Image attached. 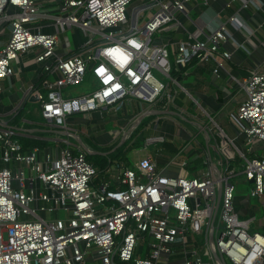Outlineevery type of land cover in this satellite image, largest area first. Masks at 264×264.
I'll return each mask as SVG.
<instances>
[{"label":"built area","instance_id":"2783aa9c","mask_svg":"<svg viewBox=\"0 0 264 264\" xmlns=\"http://www.w3.org/2000/svg\"><path fill=\"white\" fill-rule=\"evenodd\" d=\"M132 1L0 0V29L9 27V36L0 40V92L3 82L16 74L15 64L33 57L42 65L43 90L31 86L24 97L34 93L40 116L54 133L49 140L62 143L55 157L39 146L26 147L23 130L0 125V162L22 165L0 166V264H264V231H259L264 230V150L252 148L256 141L264 145V70L260 66L241 80L233 78L246 96L230 114L245 137L246 152L180 78L191 66L204 65L219 76L232 56L225 49L232 34L229 26L245 36L248 46L253 32L236 13L210 33L196 27L186 39L156 44L157 32L181 26L177 15H186L193 0L141 2L135 6L141 9L134 27L129 24ZM53 2L59 4L55 31L45 32L38 25L39 12ZM248 7L244 2L241 9ZM74 27L83 32V45L59 56L61 37ZM88 75L93 90L80 96L64 92L82 85ZM182 94L186 100L178 103ZM134 99L147 107L127 124L135 127L140 116L151 114L156 121L172 118L176 112L197 124L206 145L172 118L177 131L191 133L178 146L175 159L182 160L171 162L176 175L165 174L155 158L145 156L135 168L115 164L119 187L110 188L108 182L95 186L96 168L84 148L68 138L75 132L68 118L106 110L117 119ZM164 139L146 141L150 145ZM208 144L223 155L221 165L212 160ZM193 149L201 157L196 175L187 172ZM239 175L250 183L249 198L258 199L262 218L254 213L240 217L235 209L233 179ZM36 182L41 190L33 187ZM58 210L67 215L46 219L39 214Z\"/></svg>","mask_w":264,"mask_h":264},{"label":"crops","instance_id":"0c3cea01","mask_svg":"<svg viewBox=\"0 0 264 264\" xmlns=\"http://www.w3.org/2000/svg\"><path fill=\"white\" fill-rule=\"evenodd\" d=\"M145 1L146 0H137L134 7ZM244 2H248L249 7L247 9H241ZM263 2V0H212L205 4L201 0H193L191 3L187 4L186 15H177L181 26L175 29L159 31L153 36V42L156 44L166 42L176 43L179 40L186 39L188 33H196V27L201 28L205 33H210L217 25L227 24L229 18L238 13L240 21L253 32L250 37V46L245 44V36L240 31L229 26L232 34L225 44V49L231 52L232 56L226 65L219 71V76H214L209 69V65H204L191 66L187 74L180 78L182 79L181 83L200 101L202 106L211 113L216 114V123L223 129L225 134L233 140L236 147L245 152L247 148L245 137L232 123L230 114L245 100L246 96L233 78L241 80L252 69L260 66L264 70V8L262 9L260 7ZM229 3L230 5H228ZM58 5V2H53L51 4H46V6L40 10L38 25L41 26L43 31H55L53 27V16L59 13ZM130 12H132V9ZM129 15L130 19L131 13ZM129 24L131 26L130 20ZM124 27H127V25H124ZM69 31L72 32V38H69L68 35L61 38L57 48V54L59 56L76 51L83 45V32L75 27L70 28ZM76 33L78 35L74 39L73 36ZM0 34L5 37L9 36V27L6 25V27L1 28ZM198 37L203 38L204 35L199 33ZM41 66L42 65L36 62L31 56L15 64L14 70L16 74L3 82L2 91L0 92V125L7 124L11 126V124H13L14 126L22 127H19V129L27 134L26 137L22 138V143L26 144V147L31 146V143L29 144L28 141H37L39 142L37 145L41 148L43 153L49 152L57 157L58 147L61 146L62 143L58 145L49 140L51 136V132H49L50 128L47 125L43 126L44 122L41 123L40 120V110L37 107H33V104L36 103L34 100V93L30 95V97H24L26 90L31 86L34 87L35 90H43L40 82ZM187 77H190L192 81H190L188 85H185L183 79ZM90 83L92 86L90 90H81L74 96H80L93 90L94 83L92 78L90 79ZM241 93L243 97H239ZM181 100H186L183 94L178 99V103H180ZM146 107V104L136 101L135 99L128 102V106L126 105L117 116L116 124L119 125L118 132H112V140L100 141L99 148H91L86 145L82 140L81 134L90 138L106 134L103 127L96 123H92L91 120L92 118H96L97 120L101 119L102 112L96 111L90 113L88 116L79 114L68 118V123L75 132H71L72 134H68L67 136L70 141L80 144L84 148L86 155L88 153L91 155L105 154L113 146L117 145L118 147L120 144L125 143L126 145L124 148L127 149V151H132L135 156L131 161L129 159L121 161L113 160L108 166L104 163L103 165H106V171L102 175L94 178L93 184L95 186L108 182L110 188L119 187L116 177L118 172L115 169V164L119 163L129 168H135L138 160L145 156L155 158L158 168L164 169L165 174L176 175L177 169L171 165V162L177 155L178 146L186 144L191 133V135H197L202 146L206 145L207 139L204 135L198 134L199 130L197 124L179 118V116L175 114L176 112L172 113V118L176 119L177 122L181 121L180 123L191 132H189L190 134L184 129L177 131L178 126H176L172 118L162 117L156 121L155 114L140 116L135 127L127 124L133 116L138 115V113L143 111ZM159 110L161 111V107ZM36 117L39 118V121L36 120ZM81 119L85 121V124L77 130L75 127L80 123ZM87 123L91 125L87 126ZM125 132L127 136H124ZM156 136L165 139L163 142L148 145L146 140ZM112 141L114 143L116 142V144L111 145ZM149 147H152L154 150L147 151ZM206 147L210 151V154L212 153L211 155L214 158L215 164L218 166L221 165L223 162V155L211 144H208ZM252 148L257 152H261L264 150V145L256 141ZM189 155L191 158L194 157V161L195 158H200L198 156L199 152H197L196 149L191 150ZM182 158L183 157L180 156L176 158L175 161H181ZM0 166L7 167L8 164L0 162ZM200 166L201 162L200 164L192 162L187 168V172L190 175H196L197 167ZM30 187L31 186L27 183V190H30ZM33 187L37 190H41V183L36 182ZM234 206L239 214L245 216L253 214L255 211V206L250 204L248 195L240 197L235 196ZM49 213L52 218H63L67 215V212L64 210ZM62 213L64 216H62ZM39 214L41 217L45 218L48 212H41ZM171 264H181V262L180 260H173Z\"/></svg>","mask_w":264,"mask_h":264},{"label":"rangeland","instance_id":"374dc122","mask_svg":"<svg viewBox=\"0 0 264 264\" xmlns=\"http://www.w3.org/2000/svg\"><path fill=\"white\" fill-rule=\"evenodd\" d=\"M136 1L137 0H133L131 2V4L129 5V8H132L135 5ZM65 35H68L69 38H72V32L69 31V29H67ZM77 35H78L77 33L74 34L73 38L75 39ZM3 37H5V36L1 35L0 40H2ZM61 38H63V37H61ZM90 79H91V75H88L87 78H86V80H85V82L82 85H79V86H76V87H68V88H66L64 90V92H66V93L74 96L75 94L79 93L81 90H84V91L90 90L92 88V86L90 85L91 84L90 83ZM181 81H182V79H181ZM190 81H192V79L190 77H187V78L183 79V83L185 85H188L190 83ZM239 97H243V94L241 93L239 95ZM33 107H37L38 109H40V105L37 102L35 104H33ZM212 115L216 116L215 113H212ZM36 120L39 121V118L36 117ZM40 120H41V123H42L43 122V119L41 118V116H40ZM91 120H92V123H96L99 126L103 127L105 129V132H106L105 135L95 136L94 138H90L88 136H85V135H82L81 134V137H82L83 142L86 145H88L89 147H91V148H99V142L100 141H103V140H112V136H111L112 132L113 131L118 132L119 125L116 124L117 123L116 122L117 119L114 118L106 110L105 111L104 110L102 111V118L101 119L97 120L96 118H92ZM84 122L85 121L81 119L80 120V123L75 127V129L79 130L80 127H83L84 124H85ZM86 125L87 126H90L91 124H88L87 123ZM43 126H45V124ZM49 132H51V135H54V133L52 131H49ZM115 144H116V142L115 143L113 141L111 142V145H115ZM153 150L154 149L152 147L147 148V151H153ZM125 152H127V149H125V148L122 149V154H125ZM96 157H97V155H91V162L88 159L87 160L90 163H92V162L95 163ZM127 157L131 161L132 159H134L135 156L132 153V151H128L127 152ZM194 162L196 164H200L201 157L199 159L195 158V161ZM12 165L13 164H8L7 167L14 168L15 166L14 165L12 166ZM16 166H22V165L21 164H18ZM98 166L99 165H97V167ZM233 182H234L235 187H236L235 196H239L240 197V196H246V195H248V197H249V191H250L251 185H250V183H248L247 181H245V178L243 177V175H239V176L234 177ZM250 204L252 206H256V207L259 206L260 207V209L259 210H255L254 213H255V216H256L257 219L262 218L263 217V209L259 205L260 203H259L258 199L257 198H251L250 199ZM240 215H241L240 217L245 216V215H242V214H240ZM62 216H64L63 213H62ZM45 218L46 219H50V218H52V216H51L50 213H48V214H46ZM259 231L263 232L264 230L263 229H260ZM196 236L198 238H202V235H196ZM145 245L146 244H144V242L141 243V251L139 253L140 255H143V251H144Z\"/></svg>","mask_w":264,"mask_h":264},{"label":"trees","instance_id":"16d2710c","mask_svg":"<svg viewBox=\"0 0 264 264\" xmlns=\"http://www.w3.org/2000/svg\"><path fill=\"white\" fill-rule=\"evenodd\" d=\"M11 126H14V125L11 124ZM14 127L19 128L20 126H14ZM28 142L29 144L31 143V146H38L37 144H39V142L37 141H28ZM125 145H126L125 143L120 144V146L118 147L117 145H115L105 154H97L95 163L92 162L94 167L96 168V176L102 175L106 171V165L108 166V164L112 163L113 160H118V161L125 160V159L128 160V157H127L128 151L125 152V154H122V149L124 148ZM86 157L91 162V154L88 153ZM104 163H106V165H103ZM97 165L99 166L97 167Z\"/></svg>","mask_w":264,"mask_h":264},{"label":"water","instance_id":"95a60500","mask_svg":"<svg viewBox=\"0 0 264 264\" xmlns=\"http://www.w3.org/2000/svg\"><path fill=\"white\" fill-rule=\"evenodd\" d=\"M141 9V7H135L132 9V12H131V17H130V21H131V26L134 27L135 24H136V18H137V13L138 11ZM212 154V153H211ZM212 157V160L214 161V158L213 156L211 155Z\"/></svg>","mask_w":264,"mask_h":264}]
</instances>
